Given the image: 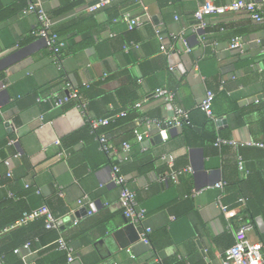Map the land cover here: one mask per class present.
I'll use <instances>...</instances> for the list:
<instances>
[{
	"label": "crops",
	"instance_id": "0c3cea01",
	"mask_svg": "<svg viewBox=\"0 0 264 264\" xmlns=\"http://www.w3.org/2000/svg\"><path fill=\"white\" fill-rule=\"evenodd\" d=\"M33 1L45 9L66 46L59 67L34 34L35 15L23 13L26 0H0V204L13 198L29 210L48 207L62 219L51 229L72 246L74 259L67 261L66 252L56 248L57 238L48 244L35 238L26 241L28 249L17 247L21 264H221L246 205L236 192L242 187L248 195L239 182L231 190L228 184L264 165L259 145L264 144V24L242 10L212 14L205 27L194 26L200 3L234 0H109L93 11L86 7L97 0ZM255 1L264 11V2ZM123 12L140 25L128 29ZM157 28L169 54L160 50ZM235 34L244 42L242 52L228 48ZM131 41L138 46L125 50ZM67 82L86 103L82 91L89 84L99 83L94 90L104 94L130 92L132 105L141 103L135 107L141 121L172 117L170 103L155 95V89L167 88L176 104L189 109L193 131L185 132V125L170 128L167 139L157 141L152 130L138 141L128 126H99L110 144L105 151L73 100L59 107L37 101L51 91L67 94ZM207 89L214 92L212 129L235 145L201 140L206 115L198 105ZM219 119L224 122L217 124ZM138 127L145 129L143 123ZM169 156L175 168L193 171L173 183L167 177ZM112 165H119L125 185L146 209L148 243L122 213L119 186L110 181ZM220 180L227 182L222 189L213 186ZM23 189L29 193L15 194ZM193 189L202 190L194 195ZM220 203L237 216L226 217ZM258 216L257 227L247 232L251 242H261L258 232L264 233Z\"/></svg>",
	"mask_w": 264,
	"mask_h": 264
},
{
	"label": "built area",
	"instance_id": "2783aa9c",
	"mask_svg": "<svg viewBox=\"0 0 264 264\" xmlns=\"http://www.w3.org/2000/svg\"><path fill=\"white\" fill-rule=\"evenodd\" d=\"M264 2V0H261ZM109 0H97L96 2L89 4L87 10H95L101 6L106 5ZM246 11L250 17L258 23L264 24V11L261 7V4L255 0H234L224 5H218L211 1H204L200 3L195 9L193 15L197 21L195 27H205L206 26V17L212 14H223L226 11ZM24 14H33L37 19V27L34 31V34L41 38L46 46V48L52 54L54 62L61 67L62 54L61 50L65 46L64 40L59 36V34L53 28V21L48 16L45 9L37 2L33 0H26V5L23 8ZM122 16L127 21L128 29L132 30L138 27L141 21L138 18L131 17L129 13L123 12ZM155 34L157 39L160 42V50L169 54V50L165 46L163 37L159 29H155ZM260 42V39H257ZM264 42V37H263ZM138 46L137 43L131 41L124 49L130 47ZM229 49H234L239 52L244 50V42L240 35H233L228 43ZM189 51V48H187ZM172 68V67H171ZM68 89L67 94H61L57 91H51L46 95H40L36 99L39 102L47 103L51 107H59L64 103L74 100L76 108L82 113L86 118L88 125L90 126V131L94 132L99 126L107 125L110 121L109 117H96L92 115L87 109V103L82 99L81 95L78 92V89L73 86L70 82L66 83ZM155 95L161 97L164 101L170 103L171 109L173 112L172 117L168 119L160 118H145L144 121L136 120V126L143 123L145 126L144 130L134 129L135 138L138 141H142L146 136L150 135L152 130L160 134L162 139H167V131L170 128L180 127L184 124L190 123V111L189 109L183 108L174 101L175 93L172 90H169L164 87H159L155 89ZM214 99V92L210 89L205 91L202 101L199 103L198 108L203 111L208 117H213L212 113V102ZM139 103H135L134 107H139ZM119 115H123L122 112ZM95 139L99 142L100 147L108 151L110 144L107 142V139L103 133L97 134ZM10 144L15 142V139H9ZM236 141L233 139L217 137L215 141L216 146L221 145H235ZM259 145L264 146L263 143ZM125 150L130 148L128 142H123L122 144ZM17 155V154H16ZM163 158L166 159V156L163 155ZM3 162L9 165V160L4 159ZM167 162L169 166V171L167 173L168 179L173 183L178 181V176L183 172H192L190 166L184 168H175L173 163V157H167ZM238 166L242 169V162L239 161ZM10 171L7 172V176H10ZM1 176V175H0ZM110 181L118 184L119 186V197L118 202L122 208L123 215L127 218L129 223L135 228L140 229L139 239L144 243L149 242L148 234L150 233V227L143 226V220L146 217V209L139 205L137 200L136 192L129 189L125 185L124 175L120 171L119 165H112L110 173ZM227 184L226 181L220 180L214 183V187L222 189ZM204 189V188H202ZM202 189H193V194L196 195ZM81 202V201H80ZM239 202L244 205L245 199L239 198ZM220 208L226 217L237 216L234 210L229 209L226 205L220 203ZM38 217H43L45 222V228H58L60 217H56L45 205H41L37 208H34L30 211H26L22 214V217L18 223H24L27 221L34 220ZM237 219L239 224L233 233V243L225 251L224 257L222 258L221 264H264V258L262 255L263 244L260 241L251 242L248 238L247 232L253 227V224L250 221L244 219L243 215H238ZM74 224L77 223V220L72 221ZM56 248L64 250L67 255V261H72L74 259L73 248L65 240L63 236H60L55 241ZM24 249L30 247V242H26L22 246ZM20 248H15L14 252L18 253ZM0 261L2 257L0 256Z\"/></svg>",
	"mask_w": 264,
	"mask_h": 264
},
{
	"label": "trees",
	"instance_id": "16d2710c",
	"mask_svg": "<svg viewBox=\"0 0 264 264\" xmlns=\"http://www.w3.org/2000/svg\"><path fill=\"white\" fill-rule=\"evenodd\" d=\"M65 46L62 48L61 54L64 52ZM95 86L98 87L99 83L89 84L88 87L82 91L89 99V103H87L88 111L89 108H92L96 115L113 118L109 121L105 128L120 125L128 126V133L135 138L134 129H139V127L136 126V120L141 121L142 114L138 112L134 105H132L134 98L128 96L130 92L125 93L122 90H117L111 94H104L101 93V90L95 91ZM90 91H93V93ZM96 98H100V103L96 102L95 105L93 100ZM109 104H111V107H108ZM120 112H122L123 115H119ZM202 113L204 112L202 111ZM211 118L207 115L205 116L206 126L200 134V137L202 138L201 140L204 144H211V146H213L216 138L218 136L220 137V134L218 131H214L212 129L213 119ZM190 124L191 122L189 124H184L185 132L193 131ZM105 128L98 127L91 133L95 137L97 134L104 132L103 129ZM88 129L90 130L89 125ZM234 167H237L236 163L234 164ZM237 182H239L242 186H245V189H247L248 192L247 195L242 191V187H240L239 190L235 187L237 190L235 197L237 199L240 196L246 197L245 208L239 213V215H243L244 219L250 221L256 228V216L261 215L264 218V165H262L257 171L250 172L245 180L230 182L228 184V190L233 189V183ZM28 193V189L15 191V194L21 197L27 195ZM230 199L232 200V198ZM19 200L15 201V199L11 198L6 200L5 205L0 204V231L7 229L6 232L1 234L2 236L0 239V256L2 257L4 264H21L19 258L14 252V249L24 244L26 241L32 242L35 238H37L40 243L48 244L58 237V233L55 229L45 228L43 217H38L21 225L16 224L24 211H30L27 206H22ZM258 234L264 248V233L258 232Z\"/></svg>",
	"mask_w": 264,
	"mask_h": 264
},
{
	"label": "water",
	"instance_id": "95a60500",
	"mask_svg": "<svg viewBox=\"0 0 264 264\" xmlns=\"http://www.w3.org/2000/svg\"><path fill=\"white\" fill-rule=\"evenodd\" d=\"M221 122H224V120H223V119H219V120H217V124H220ZM154 138H155L157 141H162L161 136H160V134H158V133L154 136ZM73 219H74V217L71 216V218H70V222H72ZM257 223H258V227H259V229H260L261 231H264V222H263V219H262L261 216H258V217H257ZM60 224H62L61 221H60ZM132 226H133V225H132ZM133 227H134V226H133Z\"/></svg>",
	"mask_w": 264,
	"mask_h": 264
}]
</instances>
